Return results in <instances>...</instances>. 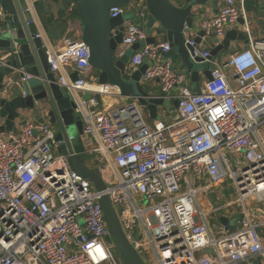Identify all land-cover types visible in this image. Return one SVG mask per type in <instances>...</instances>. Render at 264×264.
Here are the masks:
<instances>
[{
	"label": "built area",
	"instance_id": "built-area-1",
	"mask_svg": "<svg viewBox=\"0 0 264 264\" xmlns=\"http://www.w3.org/2000/svg\"><path fill=\"white\" fill-rule=\"evenodd\" d=\"M137 5V22L123 25L114 56L140 44L128 66L151 62L142 79L157 82L161 98L177 101L175 118L149 123L136 98L101 107L97 96L114 87L86 79L89 49L66 24L60 48L47 47L49 72L75 101L81 140L96 155L106 189L97 192L71 171L49 123L27 121L9 134L0 129V264H118L101 194L144 264H264V38L251 35L246 0H222L216 15L199 23L201 41L212 37L217 46L241 20L247 41L213 63L199 94L188 88L187 73L164 58L168 42L145 43L150 36L141 22L148 12L143 0ZM74 8L71 2L68 11ZM123 13L112 8L109 18ZM194 38L185 41L192 58L208 61L210 51H199ZM10 55L0 53V68ZM74 73L79 79H72ZM31 80L27 74L3 77L0 98ZM226 180L234 200L210 205L205 193ZM221 216H237L231 232L219 223Z\"/></svg>",
	"mask_w": 264,
	"mask_h": 264
},
{
	"label": "water",
	"instance_id": "water-1",
	"mask_svg": "<svg viewBox=\"0 0 264 264\" xmlns=\"http://www.w3.org/2000/svg\"><path fill=\"white\" fill-rule=\"evenodd\" d=\"M133 1L140 0H72L76 7L75 16L80 23V39L89 49V64L96 72L98 84L114 87L121 97L136 98L146 110L148 118L154 120L156 117H162L166 112L174 111L177 101L170 102L144 90L140 81L151 64L149 60H144L140 67L129 68L128 52L121 57L114 56L116 47L122 41L124 20L122 15L109 18V10L123 9ZM143 1L148 12L147 29L155 28L162 42L170 44V50L164 54V57L174 64L178 59L181 61L184 70L193 81V91L199 94L201 91L199 72H203L205 78L209 80L211 71L208 66L205 69L203 59L192 58L193 47L185 43L184 34L195 31L193 40L195 47L201 43L203 33L197 30L198 26L195 22L202 17L200 6L205 5L209 0ZM32 9H37V2L33 3ZM0 10L4 14L0 17V53L11 54L6 67L0 68V89L5 76L10 75L14 80L23 77L24 74L32 77V82L9 87L6 97L0 101V117L4 119V125L0 127L1 131L6 134L15 133V121L32 114L41 116L45 112L50 124L55 127V140L61 142L57 153L67 157L73 173L89 181L97 192L105 191L106 185L101 177L85 166L82 160L83 123L75 113L74 99L55 83L53 74L49 72L48 48L43 39L36 38L31 32L29 25L33 23V16L28 4L25 0H0ZM65 29L66 24L62 21L54 24L46 33L48 42L51 44L60 40ZM235 40L247 42L243 33L231 30L226 33L219 45L212 48L207 60L211 61L221 51L233 53L234 48L230 43ZM145 43L155 44L156 38L148 37ZM139 46L140 44H135L130 51L135 52ZM71 77L73 80L79 79L77 73L72 74ZM43 122L41 116L38 123ZM99 203L114 249L122 263L144 264L126 240L108 196L101 194ZM253 215L255 216V213ZM236 219L237 216L228 221L221 216L218 220L228 232H231ZM209 224L213 229L216 228L212 219L209 220Z\"/></svg>",
	"mask_w": 264,
	"mask_h": 264
},
{
	"label": "crops",
	"instance_id": "crops-1",
	"mask_svg": "<svg viewBox=\"0 0 264 264\" xmlns=\"http://www.w3.org/2000/svg\"><path fill=\"white\" fill-rule=\"evenodd\" d=\"M25 2L28 4V8L32 12V16H33V23H31L29 25L31 32L34 33L35 35L40 34V38L44 40L46 46L49 48V51H57L61 46V39L58 41H53L50 44L46 38V33L54 24H56L57 22H60L56 19H57L58 12L63 8L62 0H25ZM34 2H37V9H35V10L32 9V5ZM221 2H222V0H209L205 5L200 6V10H201L200 14L202 17L200 20L195 22L196 25L199 26L200 21L209 19L210 17L216 15V13L218 12L219 7L221 5ZM245 9L247 12V19H248V23L250 26L251 35L256 40L264 38V2H262L261 0H246ZM130 10H132V9H130ZM0 12H2V11L0 10ZM51 16L53 17L55 22H49L48 19ZM122 16H123V20H124L123 25H128L130 23H136L137 22V13L132 12L131 14L128 15V17H125L124 15H122ZM69 23H70L71 28H72V34L80 35V23H79L78 19L77 18L76 19H74V18L70 19L69 18V19H67L66 24H69ZM146 24H147V18L145 21L141 22V25L144 29H147ZM241 24H242V21L240 20L238 25L236 27H234L232 30H236V31H239L242 33V30L240 28ZM198 29H199V27L197 28V30ZM63 35H64V32H62V36ZM149 36L151 38H156V42H162V38L157 35L155 28L151 29ZM184 36H185V39H192L195 37V31L186 32L184 34ZM214 44H215L214 40L211 37V38H208L206 40L201 41V43L198 45L197 48L199 51H211L212 48L214 47ZM246 44L247 43L245 41L235 40V41H232L230 43V46L234 48V51H239L241 49H244L246 47ZM129 54L131 56L132 52L130 51ZM229 54H231V53L221 51L218 53L217 56L212 58L210 62L204 61L203 66L205 67V69L207 68V66L210 69H212L213 63H221V62L225 61ZM172 64H173L174 70L179 71V72L185 71L183 64L181 63V61L179 59H178L177 63L174 64L172 62ZM86 79L88 81H93V83L98 84L96 72L93 69L91 70V72L88 73V75L86 76ZM206 81H207V79L205 78L203 72H199L200 90L203 88ZM140 83L146 92H148L150 94H156L159 97L161 96V93L159 91V85L157 82H155V81H144L141 78ZM186 84H187L188 88L191 91H193V81H192V79L188 73H187ZM176 93H177V89H174L171 92L172 95H174ZM90 96L91 95L88 93H78V97L82 98V99H88V98H90ZM5 97H6V94L2 98H0V101L2 99H4ZM97 98L99 99L101 107L103 104L104 108L124 104V103L128 102L129 100L134 99V98H124V97L119 96L117 94V90L115 88H113L110 95H107L105 97L97 96ZM169 101L171 102V101H173V99L171 98ZM143 111L147 117L148 122L152 123V121H154L155 119L150 120L148 118L146 110L143 109ZM159 111H161V110H159ZM173 113H174V111L171 110L169 112L164 113V115L162 117H160V118L156 117V118H157V120H160L164 123H167V122H169L175 118V116L173 117ZM41 116L43 117V121H44L43 123H49L50 124L49 119L45 115V112ZM41 116H37V115L32 114V115H29V117H25L23 119L15 121L16 130L20 129L22 122H25V121L26 122L27 121L39 122V118H41ZM0 125L1 126L4 125V119L0 118ZM50 125L55 130V127L52 124H50ZM55 132H56V130H55ZM82 143H83V147H84V153L82 154V160H83L85 166H87L90 169L94 168L97 170L99 163L97 161L96 155H94L93 153L90 152V147L87 146V144L85 142L82 141ZM100 177H101V179L103 178L102 176H100ZM187 177L189 179H191L190 174H187ZM202 183H206V176L203 177ZM215 189L217 190V192H219V190L221 188L217 187ZM263 244H264V240H263Z\"/></svg>",
	"mask_w": 264,
	"mask_h": 264
},
{
	"label": "rangeland",
	"instance_id": "rangeland-1",
	"mask_svg": "<svg viewBox=\"0 0 264 264\" xmlns=\"http://www.w3.org/2000/svg\"><path fill=\"white\" fill-rule=\"evenodd\" d=\"M138 1L131 2L127 7L124 8V16L128 17L129 14L136 13L138 10ZM132 9V10H130ZM75 19V18H74ZM151 30L145 29V33L149 35ZM130 53V50L128 51ZM204 184L201 183L200 186H203ZM221 189L219 192H217L216 189H213L212 191H208L205 193V199L210 203V205H222L226 201H232L234 200V190L231 185V182L226 180L224 184L220 187ZM218 223V221L216 220ZM220 229V227H219ZM115 252V250H113ZM116 254V252H115ZM118 264H122V262L118 260Z\"/></svg>",
	"mask_w": 264,
	"mask_h": 264
},
{
	"label": "trees",
	"instance_id": "trees-1",
	"mask_svg": "<svg viewBox=\"0 0 264 264\" xmlns=\"http://www.w3.org/2000/svg\"><path fill=\"white\" fill-rule=\"evenodd\" d=\"M71 2H72V0H62V6H63V8L58 12V15H57V19L56 20L62 21V22H64L66 24L67 19H69L71 17L76 18V16H75V14H76V7L71 12L68 11ZM48 20H49V22H55L52 16L49 17ZM92 170L95 171L97 174H99L96 169L92 168ZM116 254H117V252H116Z\"/></svg>",
	"mask_w": 264,
	"mask_h": 264
}]
</instances>
